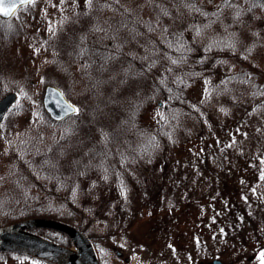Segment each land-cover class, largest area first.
<instances>
[{"label":"trees","instance_id":"obj_1","mask_svg":"<svg viewBox=\"0 0 264 264\" xmlns=\"http://www.w3.org/2000/svg\"><path fill=\"white\" fill-rule=\"evenodd\" d=\"M101 1L117 17L112 28L101 34L77 17H56L53 54L30 77L22 76L8 47L12 36L0 31V97L17 94L0 122L13 128L0 141V226L37 217L70 224L106 264L94 237L110 240L132 226L144 167L158 163L193 123H211L214 103L224 112L246 103L264 111V0H229L232 6L225 0H93L91 7L63 0L88 21ZM139 39L140 46H126ZM7 77L21 82L8 84L14 80ZM46 84L79 111L53 120L41 103ZM199 85L204 92L197 102ZM29 230L62 246L73 243L55 229ZM11 262L56 264L0 250V264Z\"/></svg>","mask_w":264,"mask_h":264},{"label":"rangeland","instance_id":"obj_2","mask_svg":"<svg viewBox=\"0 0 264 264\" xmlns=\"http://www.w3.org/2000/svg\"><path fill=\"white\" fill-rule=\"evenodd\" d=\"M53 2L51 13L45 10L46 19L82 14L61 0ZM30 21L36 26L34 19ZM13 41L8 47L22 76H32L53 54L46 44L37 48L33 41L19 36ZM40 78L43 76L38 81ZM7 79L14 80L8 84L21 82ZM203 92V85L194 87L197 102ZM213 107L211 123H193L182 141L164 151L158 163L142 169L143 176L136 182L148 183L138 185V216L132 226L118 230L110 240L95 235L105 249L106 264H210L215 258L223 264H261L262 251H254L252 246L259 244L253 236L264 229V111L249 110L247 103L229 112L216 103ZM9 129L13 128L0 124V141L10 134ZM7 242L6 249L39 253L38 247L22 237Z\"/></svg>","mask_w":264,"mask_h":264},{"label":"water","instance_id":"obj_3","mask_svg":"<svg viewBox=\"0 0 264 264\" xmlns=\"http://www.w3.org/2000/svg\"><path fill=\"white\" fill-rule=\"evenodd\" d=\"M28 0H0V8L6 9L8 14L0 11L2 17L9 16L19 5L27 3ZM16 100L14 92L6 93L0 98V121L7 109ZM42 106L48 115L56 121L62 120L74 111L71 110V104L63 95L61 90L51 84L44 87L42 95ZM75 107V106H74ZM31 227L52 228L69 235L75 243L78 244L79 255H72L69 247L59 245L47 238L35 234L28 230ZM12 237H22L39 248V253H32L20 248L15 250L24 251L41 256L56 264H99L93 246L89 238L78 228L50 218H28L25 220L13 222L0 226V249L4 248L5 242ZM214 264H222L219 260H213Z\"/></svg>","mask_w":264,"mask_h":264},{"label":"flooded vegetation","instance_id":"obj_4","mask_svg":"<svg viewBox=\"0 0 264 264\" xmlns=\"http://www.w3.org/2000/svg\"><path fill=\"white\" fill-rule=\"evenodd\" d=\"M53 5V0H35L34 3H26L24 5H20L13 11V13L9 17L0 16V31L6 34H10L13 39L19 36L23 37L24 40L33 41L37 48L44 47L42 44H46V46L48 47V51L53 53V50L50 48V45L52 44V41L54 39L56 17L49 16V19H46V16H44V14L46 13H51L50 10L51 6ZM38 6H40L41 8V12H39ZM103 9V1H101V3L98 5V11L89 15V21L87 20V15L85 14H77V18L84 20L87 24L91 26L103 29L102 31L98 32L104 34V32L107 31L108 27L112 28L111 23L114 24L113 16L115 14L106 13L103 11ZM45 10L47 11L46 13ZM39 14L41 15L39 16ZM65 17L71 19L72 17L76 16L68 15V13H66ZM30 18L35 20L36 26H31ZM69 25L71 26L70 23ZM13 39L12 42H14ZM140 41V39L139 41H133L126 46L132 48L136 47V44L140 46ZM107 43L110 44L111 42L107 41ZM68 59L70 60V56ZM253 237L255 239H258L259 242L256 247L252 246L253 250H259L264 252V229L259 231L257 233V236ZM212 260L210 264H213Z\"/></svg>","mask_w":264,"mask_h":264},{"label":"snow or ice","instance_id":"obj_5","mask_svg":"<svg viewBox=\"0 0 264 264\" xmlns=\"http://www.w3.org/2000/svg\"><path fill=\"white\" fill-rule=\"evenodd\" d=\"M28 2H29V3H34L35 0H28ZM61 2H63V0H61ZM86 3L88 4L89 7H91V5H92V3H93V0H86ZM225 3L228 4L229 6H232V5L229 3V0H225ZM255 6H256V5H253V7H255ZM260 6H261V7H264V4H261ZM104 7H108V5H104ZM0 11H3L5 14H8V11H7L6 9L0 8ZM236 15H237V17H238V16L240 15V13L237 12ZM205 27H208V25H205ZM93 30H94V31H102L103 29H100L99 27H95ZM199 34H200V31H199V29H198V30H197V35H199ZM83 39H85V38L82 37V40H83ZM169 46L171 47L172 45L170 44ZM212 46H213V45L210 44L206 50H211V47H212ZM226 46H227V47H234V44H233V43H228ZM81 51H82V53H83V51H85V50H81ZM112 58H113V57H106V59H112ZM172 63L175 64V63H177V61H176V60H172ZM86 67H87V65H86ZM17 104H18V102H17ZM70 108H71V110L74 111V112H78V111H79V109L75 108L74 106H70ZM104 139H105V142H106V141H107V134L104 135ZM261 178L264 179V173H262ZM0 179H2V178H0ZM260 258H261V264H264V252H261V253H260Z\"/></svg>","mask_w":264,"mask_h":264},{"label":"bare ground","instance_id":"obj_6","mask_svg":"<svg viewBox=\"0 0 264 264\" xmlns=\"http://www.w3.org/2000/svg\"><path fill=\"white\" fill-rule=\"evenodd\" d=\"M10 243L9 242H5V245H9ZM70 252L72 255L76 256V255H79L80 253V249H79V246L77 243H75L73 245V247L70 249Z\"/></svg>","mask_w":264,"mask_h":264}]
</instances>
